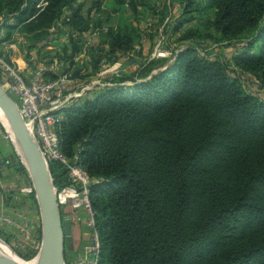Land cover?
I'll return each mask as SVG.
<instances>
[{
  "label": "trees",
  "instance_id": "trees-1",
  "mask_svg": "<svg viewBox=\"0 0 264 264\" xmlns=\"http://www.w3.org/2000/svg\"><path fill=\"white\" fill-rule=\"evenodd\" d=\"M36 1L0 0V14L22 23L28 50L44 45L48 29L61 21L75 55L74 30L101 28L125 9L131 15L101 34L99 50L107 47L117 59L140 39L138 0H128V8L114 0L108 10L98 1L84 8L47 0L38 13ZM180 6L174 29L191 13L203 17L219 42L236 47L231 63L194 45L170 60L151 59L138 77H120L64 107L60 149L101 178L89 193L98 264H264V99L246 93L230 67L264 83V0H180ZM99 59L72 76L88 81ZM48 164L54 186L68 184L66 167Z\"/></svg>",
  "mask_w": 264,
  "mask_h": 264
},
{
  "label": "built area",
  "instance_id": "built-area-1",
  "mask_svg": "<svg viewBox=\"0 0 264 264\" xmlns=\"http://www.w3.org/2000/svg\"><path fill=\"white\" fill-rule=\"evenodd\" d=\"M46 4L47 0H39L38 9H42ZM128 4V0H125L124 6L126 8L129 7ZM68 14L66 12L67 16ZM68 19L67 17L65 20L68 21ZM65 30L68 32H64ZM105 30L107 27L104 25L93 31L74 30L79 44V52L77 56H72L71 60L76 62L79 56L89 58L90 52L96 47L94 38ZM48 31L49 34L43 45V50L51 51L52 55L41 58L36 54H27L26 63L28 68L32 69L30 77H26L22 73L15 59L0 52V74L3 76L0 84L15 100L19 114L46 162L58 161L66 167L68 184L59 189L55 187L56 199L61 213L65 207L70 208L73 214L72 219L75 222L83 221L89 228L87 234L91 237V246H86L85 252L78 254L75 261L66 262V264H98L99 244L94 229V211L91 207L89 193L91 184L101 178H91L86 170L76 162V157L70 160L65 156L60 149L56 130L63 118L62 109L64 107L82 97L91 98L92 91L105 85L109 86L110 83L93 79L88 83L78 84V80L72 76L73 66L70 65V59H66L62 48H59L62 38H67L70 35V28L65 23L57 21L56 25ZM7 35V29L0 23L1 46L12 49L18 47V44L23 41L18 34L11 36V40L6 39ZM198 52L202 55L205 54L201 49H198ZM68 53H70V49H68ZM153 56L166 57L167 53L158 49L154 51ZM212 57L214 56L212 55ZM100 64L103 68L101 73L116 72L115 67H108V54L102 56ZM46 73H51L54 76L48 79L45 77ZM237 79L246 93L264 99V95L261 94V90H264V83L255 76L247 73L243 79L241 77H237ZM248 80L249 86L252 87L247 88L245 86ZM75 83L76 86L74 87ZM66 237L64 232V238Z\"/></svg>",
  "mask_w": 264,
  "mask_h": 264
},
{
  "label": "rangeland",
  "instance_id": "rangeland-1",
  "mask_svg": "<svg viewBox=\"0 0 264 264\" xmlns=\"http://www.w3.org/2000/svg\"><path fill=\"white\" fill-rule=\"evenodd\" d=\"M82 1L83 6L86 7L92 0ZM138 1L141 3L138 5L139 15L138 20H136L135 23L141 30V43L138 44L139 41L135 43V52H127V58H125L120 66L115 64L118 66L115 73L101 77L100 80L103 83H115L116 80L119 82L118 79H120V77H127L130 81L131 78L134 79L138 77V71L140 69L143 68L142 70H146L147 68H150L149 61L151 59L156 60L158 58H165L170 60L174 52L187 45H194L208 55H213L220 60H227V62L231 63L228 59L233 52L232 48L234 47L219 42L217 34L212 29L206 28L203 17L191 13L194 16L191 21L183 22L179 29H174L178 19L183 16V14L181 15L182 9L180 6V0ZM66 12L67 10L65 13ZM130 15V9L120 14L117 13L111 15L110 24H122ZM5 16H7V14H0V18ZM55 25L56 23L51 27H54ZM64 32L68 31L65 30ZM192 33L196 34L192 35ZM27 46L28 44L25 45V48H27ZM158 49L166 52L167 56H153L154 51ZM105 54L108 53L101 52L102 56H105ZM123 58L124 56L121 54V57L115 59V62ZM113 60L114 59H111V57L109 58L110 62H114ZM91 66L92 65L90 64L89 67ZM230 67L232 68V71H230L233 76L241 77V79L247 76V73L235 70L232 64H230ZM95 72L92 73V75H94ZM74 78L79 79V77ZM48 79L50 78L48 77ZM127 79L124 81L129 83ZM246 84L247 85L245 86L247 88L252 87L249 86V80L246 81ZM98 89L102 88L99 87ZM261 94L264 95V90H261ZM23 167L25 166L21 161V156L18 153L16 144L6 125L0 119V188H3L0 193V199L1 202L4 203L2 208H0V246L7 250L18 263L32 261L38 257L42 245L40 224L38 227L36 221L35 223H32L27 217L29 214L28 212L31 213L32 210L30 205L35 203V214L39 216L38 220L40 221V213L35 198L33 183L27 169L25 168V171ZM21 192L26 193L27 202H24V199L18 201L17 198L20 197L19 194ZM12 200L13 202L11 203ZM32 213L34 214V212ZM82 222L79 221L77 223L87 228L86 224ZM64 232L65 235H67L65 241L69 246L72 233L66 228V226ZM82 242V246L80 247L79 252L74 255V258H72L71 255L65 257L67 263L75 261L78 254L85 252L86 246H91L92 241L90 235L84 233L82 235Z\"/></svg>",
  "mask_w": 264,
  "mask_h": 264
},
{
  "label": "water",
  "instance_id": "water-1",
  "mask_svg": "<svg viewBox=\"0 0 264 264\" xmlns=\"http://www.w3.org/2000/svg\"><path fill=\"white\" fill-rule=\"evenodd\" d=\"M0 110L6 117L20 149L21 161L27 169L35 193L41 219V258L38 264H66L61 211L48 163L31 137L19 114L15 100L0 84ZM0 264H18L0 259Z\"/></svg>",
  "mask_w": 264,
  "mask_h": 264
},
{
  "label": "crops",
  "instance_id": "crops-1",
  "mask_svg": "<svg viewBox=\"0 0 264 264\" xmlns=\"http://www.w3.org/2000/svg\"><path fill=\"white\" fill-rule=\"evenodd\" d=\"M76 3H82L83 1L82 0H75ZM90 1V0H89ZM99 2L100 4V8L101 9H105V10H108V5L111 4L114 0H92L90 1V4L84 8H88L93 2ZM39 2V0L36 1L35 3V8L37 10V13L41 10V9H38L39 7L37 6V3ZM128 9H125V11H127ZM64 12L66 11V8H64L63 10ZM117 14V13H116ZM4 15V14H3ZM96 15L98 16L99 15V12L96 13ZM111 15H115L113 13H111ZM0 23L7 29V32H8V35H7V38L8 40H11V36L13 35H19L21 36L22 38V42L20 44H18V47H14V48H6L5 46H1L0 45V52H2L4 55L6 56H10L12 57L13 59L16 60L20 70L22 71V73L26 76V77H30L32 74V69L29 67L28 68V64L26 63V59L28 57L27 54H36L37 56L41 57V58H44V57H50L52 55V52L51 51H44L43 49V45H42V42H40L37 46L39 48H32L31 50H28L27 48H25V45L28 44V41L26 40V37L24 36L23 33L20 32V27L22 26V23H18L16 24L15 22V19L12 17V16H5L3 18H0ZM104 26L107 27V29L109 27H113L115 28L116 25H112L110 24V21H107V22H103ZM85 31H89V30H85ZM106 30L104 32H100L98 34L97 37L94 38V43H95V49H92V52H90V56L89 58L85 57V56H79L76 60V62H73L75 63L74 66L72 67V71L73 69L77 68L78 66L80 65H83L84 63H86V67H88L90 70V67L88 66L89 65V62L90 60H92L94 57H99L100 59L102 58V55H101V52H107L108 55H109V58L111 57V59H114L116 54H114L113 52H110L109 50H106L108 49L107 47H104L102 48L101 50L100 49V46H99V40L101 39L100 36L102 33H105ZM142 36V35H141ZM69 35L67 38H62V41L59 45V48H62L64 54H65V57L66 59H69V57L71 56H77V53L79 52V49L78 51L76 52V54H72L71 55V47H70V39H69ZM100 38V39H99ZM141 43V37H140V40H139V43ZM234 47V46H233ZM68 49H70V53H68ZM236 49V47L232 48V51L234 52V50ZM95 50V52H94ZM136 50V46L130 50L132 52H135ZM140 51H141V47H140ZM129 52V51H126L125 53H122L124 58L123 59H120V60H117V62H115V59L113 60L114 62H110L109 61V64H108V67H115L117 68L118 66L121 65V63L125 60V58H127L126 56V53ZM232 52V53H233ZM232 53L230 54V57H229V61H231V55ZM121 57V56H120ZM100 59H99V63H97L98 65V70H96L95 74L94 75H91L90 79L88 81H84L81 80V79H76L78 80L77 83L78 84H83V83H88L89 81L93 80V79H101L102 76H105V75H112V71H108V72H102L103 68L101 67V64H100ZM46 63V62H45ZM115 64H118V66H116ZM81 67V66H80ZM97 75V76H96ZM47 76V77H46ZM54 76L53 74L51 73H46L45 74V77L48 78V77H52ZM98 77V78H97ZM74 78V77H73ZM102 82V81H101ZM110 85H113L114 83H111L109 82ZM109 85V86H110ZM76 86V83L74 85V87ZM108 85H105L103 87H100V88H105L107 87ZM94 93V91H92V94ZM2 187L0 188V193L2 191ZM22 194V195H21ZM20 197L17 198L18 201L24 199V202H27L26 201V193L24 192H21L20 194ZM13 202V200L11 201V203ZM4 205V203L1 202V199H0V208H2V206ZM32 210H31V213L34 212V214L28 212L27 214V217H28V220L32 223H37L38 227H39V224H40V228H41V219L40 221L38 220L39 219V216H37L35 214V203H32V205H30ZM66 213H69V214H66ZM61 217H62V227H63V232H64V228L66 226V228H68L69 231H71L72 233V236H71V240H70V243H69V246L68 244L66 243V241L64 242V255L65 257H67L68 255H71L72 258H74V255L77 254L80 250V247L82 246V235L84 233H88V229L83 227L81 224H78L77 222H75L72 217H73V214L71 213V210L70 208L68 207H65L64 210L62 211L61 213ZM39 222V223H38ZM86 235V234H85Z\"/></svg>",
  "mask_w": 264,
  "mask_h": 264
},
{
  "label": "bare ground",
  "instance_id": "bare-ground-1",
  "mask_svg": "<svg viewBox=\"0 0 264 264\" xmlns=\"http://www.w3.org/2000/svg\"><path fill=\"white\" fill-rule=\"evenodd\" d=\"M0 119L4 122V124L6 125L7 129L9 130L10 134H11V137L13 138L15 144H16V147H17V150L18 152L21 154L20 152V149L17 145V142H16V139L14 138L13 134H12V131H11V128L8 124V121L6 119V117L4 116V114L2 113V111L0 110ZM28 130V129H27ZM40 258H41V250L39 252V256L36 257L35 259H33L32 261H28V262H23V263H18V264H38L40 262ZM0 259H4V260H14V258L12 257V255L7 251L5 250L2 246H0ZM16 262V260H14Z\"/></svg>",
  "mask_w": 264,
  "mask_h": 264
}]
</instances>
